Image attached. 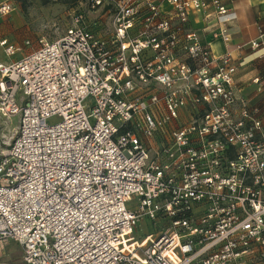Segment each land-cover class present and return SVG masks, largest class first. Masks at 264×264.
Wrapping results in <instances>:
<instances>
[{
  "label": "built area",
  "instance_id": "built-area-1",
  "mask_svg": "<svg viewBox=\"0 0 264 264\" xmlns=\"http://www.w3.org/2000/svg\"><path fill=\"white\" fill-rule=\"evenodd\" d=\"M85 7L103 15L77 10L25 53L0 40V125L17 118L0 149V257L15 243L24 264H264V118L230 50L210 48L230 40L225 0ZM257 32L236 48L264 51Z\"/></svg>",
  "mask_w": 264,
  "mask_h": 264
},
{
  "label": "rangeland",
  "instance_id": "rangeland-1",
  "mask_svg": "<svg viewBox=\"0 0 264 264\" xmlns=\"http://www.w3.org/2000/svg\"><path fill=\"white\" fill-rule=\"evenodd\" d=\"M3 4H11L12 10L7 13H0V39L7 37L14 44L20 46L19 54L29 50V47L23 46L24 40L28 39L31 43L30 47H34L38 45L40 38L51 40L61 36L66 28L71 25V16L77 10L83 11L86 17L89 18L103 15L99 12L98 14L88 12L87 7H85V0H0V6ZM107 20L105 18L103 22H99L98 24V30L101 34L108 33L106 30L107 24L105 23ZM2 49V46H0V60H7L6 54L3 53ZM53 119L51 118L49 121ZM16 124V117L5 120L4 124L1 123L0 149L7 146V141L14 133ZM141 226V230L140 225H138L135 231H133V236L137 240H140L146 233L154 230L151 227V223L146 220L141 222ZM3 254L0 261L23 264L19 251L13 253L10 259Z\"/></svg>",
  "mask_w": 264,
  "mask_h": 264
},
{
  "label": "crops",
  "instance_id": "crops-1",
  "mask_svg": "<svg viewBox=\"0 0 264 264\" xmlns=\"http://www.w3.org/2000/svg\"><path fill=\"white\" fill-rule=\"evenodd\" d=\"M225 3L228 8L226 16L230 17L225 24L230 40L227 43L219 39L213 40L210 48L215 55H221L226 50H230L238 63L235 74L236 83L242 88L243 97L248 106L256 109L257 117L264 118V51L262 48L251 49L248 46L242 49L236 48V45L256 38L258 26L264 28V0H225ZM3 38L14 43L7 37L1 39ZM6 58L7 60H0V62L5 63L11 59L8 56ZM255 77L259 78V83L252 81ZM16 251H19L21 256L20 248L15 243H9L3 255L10 259ZM1 262L14 264L10 261Z\"/></svg>",
  "mask_w": 264,
  "mask_h": 264
}]
</instances>
